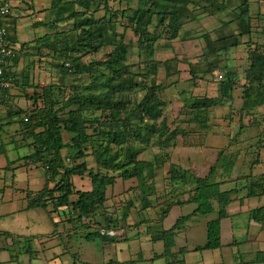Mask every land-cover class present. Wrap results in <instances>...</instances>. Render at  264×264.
<instances>
[{
  "label": "trees",
  "instance_id": "obj_1",
  "mask_svg": "<svg viewBox=\"0 0 264 264\" xmlns=\"http://www.w3.org/2000/svg\"><path fill=\"white\" fill-rule=\"evenodd\" d=\"M213 1L215 2L212 9H209L210 4L206 2L202 4L201 9L193 7L191 6L193 0H136L137 7H129L132 30L139 40L138 47L141 53L145 52L147 56H151L145 61L151 78L147 82H136L134 81L136 75L128 62L131 45L114 30L113 17L105 16L100 21L94 18L101 4L109 9V0L103 2L55 0L54 8L57 11L55 24L65 23L66 28L58 27V30L51 35L45 36L41 40L40 47L43 48L40 54L46 58L51 57V69L54 67L56 70L60 69L56 63L57 60L62 59L60 67L64 71L58 72V82L50 83L42 89L35 87L32 96L35 97L33 99L35 102L32 108L18 109L15 112L17 115H23L22 123L33 139L31 145L34 147V152L27 159L33 163H40L46 172L48 182L56 181L53 187L46 186L40 191L34 200L29 198L31 206L45 208L47 202H51L53 211L61 207H69L71 208V212L68 213L69 219H78L84 226L92 228L93 231L89 235L100 236L105 241H115L124 235L102 233L101 228L104 227L106 231L120 228L127 230L132 225H127L125 220L132 207L145 212L144 215H147L148 210L153 209L155 213H161L159 220L162 221L173 204L194 202L197 207L193 215L218 212L219 218L209 223L208 242L205 245L208 248H215L221 243L220 218L226 215L227 205L239 197L264 196V170L251 177L250 182L243 187L231 181L228 184L234 183V186L223 189L222 186L227 184L224 180L211 179L215 173L214 167L208 176L197 178L189 169L181 168L174 163L170 164L168 171V179L172 185L159 191L154 177L156 166L161 165L163 161L161 156L156 154L153 160L140 158V153L150 146L163 149L176 147L178 137L186 133L179 125L171 129L164 114L166 103L159 96V91L163 87L157 82L159 62L153 58V46L160 35L154 34L151 30L153 23L156 24V28L160 26L159 28L162 29L167 25L171 40H184L185 37L190 39L192 36V33L186 31V25L194 22L200 14L209 13V10H212L214 15L224 14L227 18L222 20V26L213 29L216 37L207 31L201 35L206 41L203 57H199L203 61L197 60L193 63L185 58L188 60V73L196 82L202 81L206 76L207 79L218 76V79L214 80L220 83V91L225 98H233L234 89L238 87L242 89L243 102L237 111L242 121L241 131L246 128L243 122L245 114H251L264 106V42L253 40L254 33L262 27L260 22L263 21L264 14L259 11L252 12L250 0H242L238 13L229 9L226 0L219 3H216L217 0ZM93 6L96 7L93 9ZM126 14V11L122 13L123 16ZM232 22L237 23L236 31L229 28ZM69 24L72 27H67ZM182 31H184L183 37H181ZM112 32L115 33L114 36L111 35ZM246 36L249 39L244 41L243 38ZM106 45L113 46V49L102 62L109 71L105 80L99 82L93 79L90 85L83 89L77 88V91L69 97L56 99V91L62 89L61 86L71 76L70 74H78L88 68L83 61L84 55L78 56V53L85 50L98 52ZM241 46L246 51L244 61H248L242 84L238 72L233 71L241 64H235L236 61L228 55L231 48ZM74 55L76 56L71 57ZM212 55L216 58L214 62H211ZM223 60L225 63L221 65ZM232 62L234 64H231ZM6 64L3 78L13 81V77L6 74ZM222 67L225 69V74L219 72ZM173 72V74L180 73L176 67ZM171 74L167 73V75ZM133 87H142L146 91L138 101L124 97L126 89L130 90ZM3 93L5 99H8L9 89H5ZM220 103L221 100L214 97L196 98L192 101L186 98L184 107L194 112L188 121L197 123L201 129H208L210 125L204 113ZM25 117L28 121L24 120ZM88 124L92 127V133L88 132ZM65 133L71 135L70 140L65 139ZM88 146H93L91 155L96 171L95 167L89 166L86 161L89 154ZM64 150L67 151L65 155ZM222 158L225 164L224 172L230 174L234 170L235 162L228 157ZM257 162H260L259 158ZM75 176L88 177L92 188L77 190ZM119 179L123 181L136 179V184L128 193L133 192L137 197L133 196L125 200L122 220L118 216L113 217L114 213L120 215L119 206L116 205L117 209L114 208L110 215L113 218L106 216L104 222L101 216L105 211L109 213L106 205L107 189L115 186ZM195 182L194 188L189 187ZM73 194L77 195L76 199H71ZM185 195L188 197L180 198ZM250 216L264 227V205L254 208ZM144 217L146 219H142L141 223L153 221L151 213H148V217ZM190 217L188 215L180 217L172 229H163L158 235H155L156 232L152 227H149L148 232L152 233L153 241H164L165 252L170 251L173 246L174 230L182 228ZM198 248L202 249L203 246ZM104 264H136V260L124 262L110 260Z\"/></svg>",
  "mask_w": 264,
  "mask_h": 264
},
{
  "label": "crops",
  "instance_id": "obj_2",
  "mask_svg": "<svg viewBox=\"0 0 264 264\" xmlns=\"http://www.w3.org/2000/svg\"><path fill=\"white\" fill-rule=\"evenodd\" d=\"M193 1L191 6L199 9L205 2L210 4L209 9H212L215 2L213 0ZM219 1L223 0H217L216 3ZM4 2L10 4L11 13L0 19V26L5 28L13 45L12 53L6 62V74L11 75L13 81H10L9 97L0 107V156H5L4 159L0 158V264H48L49 262L46 263L40 258L32 259V256L29 258L24 256L26 253L35 252L33 246L38 240L41 241L45 250L52 248L55 250L58 247L53 257L55 259L59 257L61 264H104L110 260L119 262L136 260V264H264V227L250 216L254 208L264 205V196L239 197L227 205L226 215L220 218L221 243L219 246L205 247L208 242L209 223L219 218L216 211L207 215L197 214L202 216L204 221L196 230L190 223L193 217H190L182 228L175 229L172 237L173 246L170 251H167L168 253L165 252L163 240H152L153 235L148 232L149 227L156 232L155 235L160 234L163 229H172L180 217L188 215V213L174 215V209L181 206H193L191 211L193 213L197 207L196 203L173 204L162 221L159 220L161 213H155L153 209L148 210L147 215H144L145 212L132 207L125 220L127 225H132L127 228L128 235L123 240L115 241H105L100 236L89 235L93 231L92 228L84 226L78 219H69L68 213L71 212L69 207L65 206L53 211L51 202H47L45 208L30 205L29 198L34 200L40 191L46 186L53 187L56 181L48 182L46 172L40 163H33L27 159L34 152V147L31 145L33 139L22 123L23 115L17 116L15 112L18 109L32 108L35 102L33 100L35 97L32 96L36 86L42 89L50 83L58 82V70L55 67L51 69V57L46 58L40 54L43 48L40 45L41 40L58 30V27L65 28V23L55 24L57 20L55 0H0V3ZM226 3L231 11L238 13L242 0H226ZM250 3L252 12L259 11L264 14V0H250ZM258 3L262 5L259 6ZM211 11L209 10L208 13L213 18L210 24L213 23L212 28L216 30L222 26V20L227 17L221 13L214 15ZM203 14L205 13L200 14L194 22H189L187 24L189 27L187 25L185 27L186 31L194 29L195 33L203 34L202 30L193 26L199 22ZM260 25L263 27L264 21L260 22ZM229 28L236 31L237 23L232 22ZM243 40L246 41L247 36ZM8 149L12 150L13 158L7 156ZM63 154H67V151L64 150ZM25 174L27 176L30 174L32 178H26ZM75 177L80 178L79 186L75 183L77 190L92 188L89 187L91 180L88 177ZM85 180L88 188L83 186ZM127 182L128 180L122 179L117 181L115 185H121L120 191L115 192V186L108 187L106 205L109 213L105 211V214L101 216L102 221L105 222L106 216L111 215L116 205L120 207H118L120 215L114 213L113 217L118 216L120 220L123 219L125 198L134 196L133 192L128 193L134 185L133 181ZM232 186L234 183H227L222 188ZM110 188H113L112 192H109ZM187 197L188 195H185L180 198ZM76 198V194L71 196V199ZM133 209H136V213ZM148 213H151L153 221L141 223L142 219H146L144 216L148 217ZM44 216L50 218L51 223L42 228ZM61 223L64 225L63 230ZM188 228L189 236L185 231ZM63 233H66L67 237H71L72 233H80L86 236L88 241L96 237L101 238L100 256L90 252L86 256H80L79 252L73 250V245L70 247L71 242L68 239L66 244L62 242L60 245L58 240ZM156 244H159L158 247ZM201 246L203 248L199 249L198 247ZM43 253L46 254V251ZM66 254L69 255V259L64 261L63 256ZM93 256L97 258L93 259Z\"/></svg>",
  "mask_w": 264,
  "mask_h": 264
},
{
  "label": "rangeland",
  "instance_id": "obj_3",
  "mask_svg": "<svg viewBox=\"0 0 264 264\" xmlns=\"http://www.w3.org/2000/svg\"><path fill=\"white\" fill-rule=\"evenodd\" d=\"M97 1L103 2V0ZM258 4L259 6L262 5V3ZM137 5L136 0H109V9H106L105 5L101 4L99 10L95 12L94 18L100 21L101 19H104L105 16L106 18H109V16L113 17L114 30L123 36L122 39L126 43H130L131 45L128 54V62L132 65L131 70L136 75L134 77V81L147 82L151 78V75L148 71V64L145 61L150 59L151 56H147L145 52L141 53L138 47V37L134 34L130 21L131 9H129V7L136 8ZM94 7L96 6H93V9ZM108 11H110V13ZM124 11H126L127 14L123 16L122 13ZM210 21H213V18H211L208 13H205L200 18L199 22L193 26L196 27V29L202 30L203 34L206 33L204 31H207L212 33L213 37H216L213 33V23L210 24ZM155 26L156 24L153 23L151 30L154 34L160 35V38L154 43L153 58L159 62L157 82L163 87V89L159 91V96L166 103L164 107V114L168 119L171 129L176 125H179L186 133L185 135H180L178 137V144L176 147L163 149L158 148L157 146H150L140 153V158L153 160L155 159L156 154L161 156L163 161L161 165L156 164V176L154 177L159 191H162L165 187H170L172 185L168 179V171L171 163H174L181 168L189 169L197 178L208 176L210 170L214 167L215 173L211 179L224 180L225 183L235 181L239 183V186L243 187L245 184L250 182L251 177L262 173L264 170V106L259 107L251 114H245L243 122L246 125V128L241 131L240 126L242 125V121L237 111L240 109L243 102L242 89L240 87L234 89L232 93L233 98H225L220 91V83L218 81L215 82V80L218 79V76H215L217 78L212 76V79H207L206 76V78L202 81L198 80L196 82L188 73L189 65L187 61L189 60L196 63L197 60L200 61L203 57V49L206 47V41L205 38L201 36L202 32L199 37V33L197 34L194 29H191L188 30V32L192 33L190 39L189 37H185L186 39L184 40H171L170 29L167 25H164L165 27L163 29L159 28L160 26L157 28ZM67 27L72 26L69 24ZM187 27H189V25H187ZM114 34V32L111 33L113 36ZM195 39L198 41H192ZM247 39H249V37H247ZM253 40L264 42V27H261L254 33ZM112 49L113 46L106 45V47H103L98 52H93V50L88 52V50H85V52L78 53V56L84 55L83 61H85L86 66L88 65V68L83 69V71L78 74H70L71 76H69L61 86L62 89L56 91L55 98L58 100L67 98L74 94V92L77 91V88L83 89L84 87L90 85L93 79L98 80L99 82L104 81L105 77L109 74V71L102 64V62ZM245 52L246 51L243 48H231L228 52V55L232 57L231 59L236 61L235 64H241L235 67L237 70H233L236 73L238 72L241 84L243 83L246 66L248 65V61H244V58L246 57ZM75 56L76 55L71 57ZM199 57L201 58L199 59ZM61 60L62 59L57 60L56 63L58 68H60L58 69V72L63 70L62 67H60L63 61ZM215 60L216 58L213 56L211 62H214ZM168 61L169 63H167ZM224 63V60L221 61V65ZM231 64L234 63L232 62ZM174 67H176V70L179 69V74H173ZM168 72L172 74L167 75ZM219 72L225 74L224 67H222ZM128 89L129 88L126 89L124 97L133 101L140 100L146 92L142 87H133L130 90ZM203 97H214L221 100L220 104L216 107H212L204 113L207 123L210 125L206 130L201 129L197 123L188 121V118L193 116L194 112H192L190 108L184 107L186 98L192 101L193 99ZM105 118H107V115H105ZM87 126L88 132L92 133V127L89 126V124ZM70 138L71 135L65 133V139L70 140ZM92 147L88 146L87 148V152L89 154H87L88 156L86 161H88L87 163L89 166L95 167L94 159L91 155V152L93 151ZM7 156L9 158H13L12 150H7ZM1 157L3 159L5 158L4 155L0 156V158ZM222 157H228L235 162L234 170L230 174H225L224 172L225 164L223 163ZM258 158L260 162H257ZM94 169L96 171V167ZM27 177L32 178L30 174L28 176L26 175V178ZM74 179L76 185L79 186L78 184L80 182V178L75 177ZM135 180L136 179L128 180L127 183H131V181H133L135 185L137 181ZM84 183L85 184H83V186L88 188L86 180ZM195 185L196 182L191 184L189 187L194 188ZM89 187H92L91 183L89 184ZM120 188L121 185L117 184L114 187V191H120ZM112 191L113 188H110L109 192ZM129 198L126 196L125 200L127 201ZM192 210L193 206L176 207L174 209V215L188 213V216L193 217V219L190 220V223L191 226L195 227L194 230H196L200 226V223L204 221V218L202 216L193 215L191 212ZM133 212L136 213V209H133ZM61 217H63L62 214ZM50 223V218L47 217L43 219L42 228H45V226ZM63 226V223H61L62 230L64 229ZM188 230L189 228L185 231L189 236ZM128 232L129 229L127 230L126 235L120 236L117 240L125 239ZM63 234L58 240L60 245L62 242L66 244V240L68 239L71 242L70 247L73 245V250L79 252L80 256H86L89 252L100 256L99 254L102 252V246L100 244L102 242L101 238L96 237L88 241L87 237L84 235L82 236L80 233H72L71 237H67V235H65L66 233L64 235ZM81 236L83 237L82 239L80 238ZM158 245L159 244H156V247H158ZM33 247L35 252L30 254L26 253L24 255L26 258L32 256V259L40 258L46 263L49 262L48 264H61L59 257H57V259L53 257V253L57 252L56 250L58 247L55 248V250L53 248L45 250L44 246L41 245L40 240L35 241ZM44 251H46V254L43 253ZM52 258H54V260ZM85 258L89 259V257ZM92 258L96 259L97 257L93 256ZM68 259L69 255L66 254L63 256L64 261Z\"/></svg>",
  "mask_w": 264,
  "mask_h": 264
},
{
  "label": "built area",
  "instance_id": "obj_4",
  "mask_svg": "<svg viewBox=\"0 0 264 264\" xmlns=\"http://www.w3.org/2000/svg\"><path fill=\"white\" fill-rule=\"evenodd\" d=\"M11 13V6L8 2L0 3V19L9 15ZM13 45L11 44V41L9 40L7 36V32L5 28L0 26V107L2 103L7 100L4 97L3 91L5 89L10 88V81L5 80L3 78L4 75V69H5V64L7 62L8 56L12 53ZM25 121H28V118L25 117ZM68 160V159H67ZM102 233H109L110 235L118 234V235H126L127 230L125 228H120L116 230H107L103 227L101 228Z\"/></svg>",
  "mask_w": 264,
  "mask_h": 264
}]
</instances>
